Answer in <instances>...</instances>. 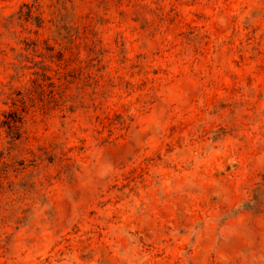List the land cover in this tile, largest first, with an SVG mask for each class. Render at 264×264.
Wrapping results in <instances>:
<instances>
[{
	"label": "rangeland",
	"instance_id": "obj_1",
	"mask_svg": "<svg viewBox=\"0 0 264 264\" xmlns=\"http://www.w3.org/2000/svg\"><path fill=\"white\" fill-rule=\"evenodd\" d=\"M0 264H264V0H0Z\"/></svg>",
	"mask_w": 264,
	"mask_h": 264
}]
</instances>
